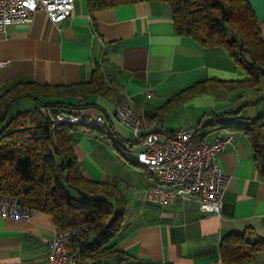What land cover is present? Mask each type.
<instances>
[{
  "label": "crops",
  "instance_id": "1",
  "mask_svg": "<svg viewBox=\"0 0 264 264\" xmlns=\"http://www.w3.org/2000/svg\"><path fill=\"white\" fill-rule=\"evenodd\" d=\"M247 1L264 39V0ZM0 61H4L0 90L18 78L42 85L81 83L98 62L107 71L108 84L128 96L139 113L146 119L160 118L161 137L178 128L204 125L216 116L227 122L246 121L264 111V76L254 88H210L176 98L206 78L242 80L247 74L234 65L225 49H206L177 34L170 7L160 0H138L93 12L86 0H75L72 13L58 22L36 12L28 22L6 25L0 34ZM61 99L89 104L71 112L77 121L95 127L73 133L82 175L114 181L125 197L124 225L107 244L128 255L118 264H203L220 255V241L227 233L251 228L264 237V176L256 170L252 147L242 131L217 124L203 135L208 142L233 135L218 155L219 166L229 177L219 212L197 200L159 206L145 198L153 181L151 172L125 161L118 152L125 146L134 158L140 146L129 127L116 118L112 96ZM97 117L102 126L94 123ZM55 229L52 215L42 211L26 220L0 216V264H47V242ZM262 263L264 252L230 264Z\"/></svg>",
  "mask_w": 264,
  "mask_h": 264
},
{
  "label": "trees",
  "instance_id": "2",
  "mask_svg": "<svg viewBox=\"0 0 264 264\" xmlns=\"http://www.w3.org/2000/svg\"><path fill=\"white\" fill-rule=\"evenodd\" d=\"M135 1L138 0H86V6L93 12ZM160 1L169 5L177 34L193 38L206 49H225L234 65L247 74L242 80L206 78L183 89L176 95L178 100L210 88L258 85L264 76V39L247 0ZM106 76V69L96 62L89 78L81 83L42 85L18 78L0 90V195H14L21 204L51 214L58 229L89 224V229L72 241V252L78 257L76 264H118L128 258L119 248L107 246L124 225L128 213L125 197L114 181L85 178L73 150V133L95 127L85 126L71 112L89 104L61 101L66 96L78 98L86 94L122 98ZM24 97L37 101V106L18 110L6 119L10 106ZM60 114L76 119L62 120L57 118ZM146 120L156 125L160 122L159 117ZM217 124L247 136L256 170L264 176V113L234 122L216 116L196 129L204 134ZM120 150L129 155L125 146ZM219 252L225 264L251 260L264 252V237L251 228L227 233L220 241Z\"/></svg>",
  "mask_w": 264,
  "mask_h": 264
},
{
  "label": "built area",
  "instance_id": "3",
  "mask_svg": "<svg viewBox=\"0 0 264 264\" xmlns=\"http://www.w3.org/2000/svg\"><path fill=\"white\" fill-rule=\"evenodd\" d=\"M75 0H0V34L10 23L28 22L36 12H44L53 22L67 18ZM4 61H0V65ZM146 93L151 94L150 89ZM116 118L128 126L140 146L135 158L126 157L152 174L153 181L146 190V199L154 205L174 201L197 200L219 212L229 177L218 163V155L233 140L228 133L212 141L203 138L196 128H178L161 137L155 121H148L139 113L128 96L112 99ZM62 120H75L68 115H57ZM95 122L102 125L101 117ZM36 210L23 205L14 195H0V216L29 219ZM89 224L82 223L64 229L56 228L47 242V264H76L72 252L74 238L84 234ZM203 264H225L221 256Z\"/></svg>",
  "mask_w": 264,
  "mask_h": 264
},
{
  "label": "rangeland",
  "instance_id": "4",
  "mask_svg": "<svg viewBox=\"0 0 264 264\" xmlns=\"http://www.w3.org/2000/svg\"><path fill=\"white\" fill-rule=\"evenodd\" d=\"M37 101L30 99V98H20L18 99L16 102H14L7 113L6 119L9 118L11 115H13L16 111L18 110H23V109H29V108H34L35 106H37ZM262 113H264V111H262ZM260 113V114H262ZM258 114V115H260ZM257 116V115H256ZM120 156L125 160V161H130L124 154L123 151H119ZM131 157V156H130ZM131 162V161H130Z\"/></svg>",
  "mask_w": 264,
  "mask_h": 264
}]
</instances>
